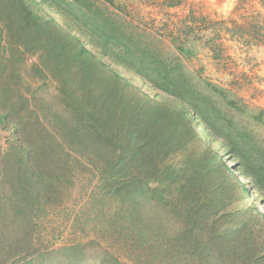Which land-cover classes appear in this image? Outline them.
I'll use <instances>...</instances> for the list:
<instances>
[{
    "label": "trees",
    "instance_id": "obj_1",
    "mask_svg": "<svg viewBox=\"0 0 264 264\" xmlns=\"http://www.w3.org/2000/svg\"><path fill=\"white\" fill-rule=\"evenodd\" d=\"M93 7L0 0V122L14 132L0 149V264H264V213L247 205L264 196L209 145L247 179L264 169L254 136L211 98L221 89L204 92L180 59ZM47 9L81 37L93 39L88 27L121 47L116 65L159 93L118 74ZM256 14L231 21L232 33L261 40Z\"/></svg>",
    "mask_w": 264,
    "mask_h": 264
},
{
    "label": "rangeland",
    "instance_id": "obj_2",
    "mask_svg": "<svg viewBox=\"0 0 264 264\" xmlns=\"http://www.w3.org/2000/svg\"><path fill=\"white\" fill-rule=\"evenodd\" d=\"M92 1H94L93 10L102 13L110 21L113 20L114 25H123L127 33L137 32L143 35L135 37H139L149 46L160 48V56L180 59L185 70L191 73L198 87L204 92L208 88L207 83L221 89V93L217 95L213 93L211 98L231 121L247 128L248 132L254 136L255 143L261 147L262 151L256 165L264 168V35L260 40L259 35L256 36L259 38H253L250 35L247 36V33L241 35L235 30L232 33L233 26L230 24L231 21L243 22L244 27L248 20H261L256 13L259 11L264 13V0H229L226 5L225 0H208V4H206L208 1L204 0H179L178 4L172 6H166L164 0ZM220 1L224 3L223 9L220 7ZM47 12L59 22L68 21L72 25L73 33L80 37L85 49L111 66L118 74L126 77L144 93H148L151 97L154 93H159L152 90L148 82L132 75L127 68L116 65L115 62L118 63L126 58L121 47L100 45L98 36L88 27L81 26L93 36L91 40L85 39L77 33L72 21L61 18L51 10L47 9ZM208 39H210L209 42H207ZM182 44L190 47L192 52L187 54L188 52L178 50V46ZM32 61H34L33 58L27 57L25 66ZM256 112L261 113V119H252L249 116L250 113ZM205 131L206 136L203 140L209 143L210 131ZM13 137L14 132L10 124L0 122L2 151L8 147ZM209 145L218 151L233 173L239 176V185L248 183L254 191L264 196V188L261 184L264 182V169H257L256 166L254 176L250 175L249 178L244 179L240 177L233 161L228 162L216 144ZM88 173L84 171L81 174L84 175L83 177H89ZM95 181L96 179L91 185ZM79 190V186L73 188L72 196L76 197ZM252 201H249L247 205L257 207L264 213L263 202H259L256 198ZM238 206L237 203L235 207Z\"/></svg>",
    "mask_w": 264,
    "mask_h": 264
},
{
    "label": "crops",
    "instance_id": "obj_3",
    "mask_svg": "<svg viewBox=\"0 0 264 264\" xmlns=\"http://www.w3.org/2000/svg\"><path fill=\"white\" fill-rule=\"evenodd\" d=\"M204 1H208V0H204ZM226 2H225V5L227 4V1H229V0H225ZM209 3V1L208 2H206V4H208ZM223 5H224V3H222L221 1H220V7L223 9Z\"/></svg>",
    "mask_w": 264,
    "mask_h": 264
}]
</instances>
